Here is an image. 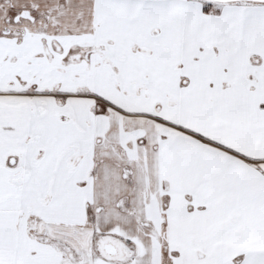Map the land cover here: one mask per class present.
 I'll list each match as a JSON object with an SVG mask.
<instances>
[{
  "label": "snow or ice",
  "instance_id": "6c2138e0",
  "mask_svg": "<svg viewBox=\"0 0 264 264\" xmlns=\"http://www.w3.org/2000/svg\"><path fill=\"white\" fill-rule=\"evenodd\" d=\"M0 264H264V0H0Z\"/></svg>",
  "mask_w": 264,
  "mask_h": 264
}]
</instances>
